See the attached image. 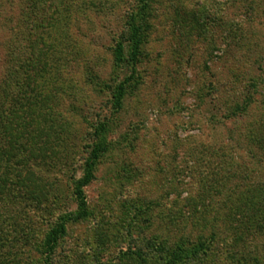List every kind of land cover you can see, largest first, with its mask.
<instances>
[{
  "label": "rangeland",
  "instance_id": "374dc122",
  "mask_svg": "<svg viewBox=\"0 0 264 264\" xmlns=\"http://www.w3.org/2000/svg\"><path fill=\"white\" fill-rule=\"evenodd\" d=\"M142 2L0 0V264H43L100 122L53 264H161L149 242L264 264V0Z\"/></svg>",
  "mask_w": 264,
  "mask_h": 264
},
{
  "label": "trees",
  "instance_id": "16d2710c",
  "mask_svg": "<svg viewBox=\"0 0 264 264\" xmlns=\"http://www.w3.org/2000/svg\"><path fill=\"white\" fill-rule=\"evenodd\" d=\"M140 1L142 2V0ZM146 1L147 0H145L144 2ZM144 2H142L143 5H145ZM127 39L132 43L130 49L131 60L136 61L140 52L139 49L141 44V26H138L134 20L131 22V32L129 33V37ZM122 57L123 46L120 42L115 48L116 62H120L122 60ZM124 84L125 83H121L116 90L115 105L117 106V108H120L121 106V100L125 91ZM106 130L107 127L105 122H100L98 124L96 123L93 127V131L91 133L93 142L91 144L89 152L84 158L82 165V175L80 178L73 182L72 195L74 201H76V211L58 217L53 226L47 232L41 247L43 264H53V254L57 247L58 240L66 233L67 223L70 221H78L84 219L88 215V206L84 187H86V185H88V183L93 179L96 164L102 154L108 148V144L106 143L104 137V132ZM17 177L18 178L16 182L19 184L20 182H22V179L19 176ZM255 215L258 217V213H255ZM262 222H264V217L262 219ZM21 229L24 228L21 227ZM148 247L151 250V255L148 258V261H152L153 255L158 254V256L160 255L161 257L157 259L162 261L161 264H193L195 255L198 254L195 246L185 248L182 243L173 246H167L162 242H149ZM140 255L141 254L139 253L138 258H140Z\"/></svg>",
  "mask_w": 264,
  "mask_h": 264
}]
</instances>
